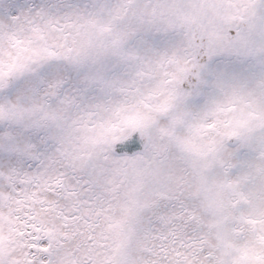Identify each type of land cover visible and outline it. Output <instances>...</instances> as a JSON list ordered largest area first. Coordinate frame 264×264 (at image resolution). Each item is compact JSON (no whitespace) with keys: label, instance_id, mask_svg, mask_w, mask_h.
<instances>
[{"label":"snow or ice","instance_id":"6c2138e0","mask_svg":"<svg viewBox=\"0 0 264 264\" xmlns=\"http://www.w3.org/2000/svg\"><path fill=\"white\" fill-rule=\"evenodd\" d=\"M0 264H264V0H0Z\"/></svg>","mask_w":264,"mask_h":264}]
</instances>
